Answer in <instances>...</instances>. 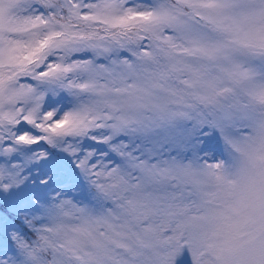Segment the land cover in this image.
<instances>
[{
	"label": "snow or ice",
	"instance_id": "obj_1",
	"mask_svg": "<svg viewBox=\"0 0 264 264\" xmlns=\"http://www.w3.org/2000/svg\"><path fill=\"white\" fill-rule=\"evenodd\" d=\"M0 264H264V0H0Z\"/></svg>",
	"mask_w": 264,
	"mask_h": 264
}]
</instances>
